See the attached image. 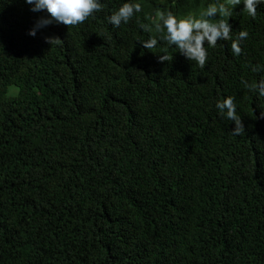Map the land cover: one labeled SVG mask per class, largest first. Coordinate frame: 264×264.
<instances>
[{"label":"trees","instance_id":"trees-1","mask_svg":"<svg viewBox=\"0 0 264 264\" xmlns=\"http://www.w3.org/2000/svg\"><path fill=\"white\" fill-rule=\"evenodd\" d=\"M123 2L33 38L50 14L0 0V264H264V9L201 67L109 24Z\"/></svg>","mask_w":264,"mask_h":264},{"label":"clouds","instance_id":"clouds-1","mask_svg":"<svg viewBox=\"0 0 264 264\" xmlns=\"http://www.w3.org/2000/svg\"><path fill=\"white\" fill-rule=\"evenodd\" d=\"M150 2L151 13L145 14L143 9ZM124 0L120 7L109 17L108 22L113 27L119 28L127 24L134 17L139 26L145 31H151L154 25L158 35L151 36L142 42L144 48L152 49L167 46L179 49V53L188 60L195 61L203 67L208 60V49L214 48L218 41H232L231 50L234 55L242 54L241 44L249 33L240 31L238 37L233 39L234 21L242 16L257 17L259 11L264 9V0H213L207 7H202L195 0ZM30 6L32 12L46 10L49 18L36 20L28 35L36 37L38 31L54 21L57 24L67 26H78L89 17L103 10L102 0H24ZM182 6V9L176 10ZM170 7H176L170 10ZM161 11V12H160ZM148 22L151 26H143ZM59 42L58 38H48L51 44L53 40ZM161 61L170 59L167 55L159 57ZM254 72H264V65H257ZM246 88L264 95V79L255 85L248 81H242ZM221 115L226 116L235 123L234 135H242L245 131L244 123L238 115L236 98L227 96L215 104Z\"/></svg>","mask_w":264,"mask_h":264}]
</instances>
